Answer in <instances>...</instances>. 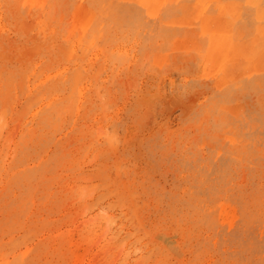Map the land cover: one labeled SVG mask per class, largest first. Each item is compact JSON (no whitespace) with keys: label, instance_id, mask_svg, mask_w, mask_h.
Instances as JSON below:
<instances>
[{"label":"rangeland","instance_id":"rangeland-1","mask_svg":"<svg viewBox=\"0 0 264 264\" xmlns=\"http://www.w3.org/2000/svg\"><path fill=\"white\" fill-rule=\"evenodd\" d=\"M0 21V264H264V0Z\"/></svg>","mask_w":264,"mask_h":264},{"label":"bare ground","instance_id":"bare-ground-1","mask_svg":"<svg viewBox=\"0 0 264 264\" xmlns=\"http://www.w3.org/2000/svg\"><path fill=\"white\" fill-rule=\"evenodd\" d=\"M129 1H130V0H129ZM127 4H128V3H127ZM124 5H125V4H124ZM113 9H114V8H113ZM14 10H15V9H14ZM236 17H237V16H236ZM216 18H217V17H216ZM217 19H219V18H217ZM234 19H236V18H234ZM214 21H215V19H214ZM0 22H1V21H0ZM213 24H214V23H213ZM215 24H216V23H215ZM213 26H215V25H213ZM225 26H226V25H225ZM226 28H227V27H226ZM0 30H1V29H0ZM260 31H261V30H260ZM197 35H198V34H197ZM192 37H193V36H192ZM52 39H53V38H52ZM235 42H236V41H235ZM75 43H76V42H75ZM76 44H77V43H76ZM70 45H71V44H70ZM48 47H49V46H48ZM48 47H47V48H48ZM79 47H80V45H79ZM70 48H73V46H72V47L70 46ZM70 48H69L68 50H70ZM48 49H49V48H48ZM80 49H81V48H80ZM82 49H83V48H82ZM60 50H61L62 52H63V51L66 52V53H67V51H68L67 49H66V51H65L64 48H62V49H60ZM3 51H4V50H3ZM72 51H74V50L71 49V51H69V53H67V55H66V53H64V54L66 55V57L71 56L70 58H72V55H70V54H72V53H71ZM98 51H99V50H98ZM75 52H76V51H75ZM82 53H83V52H81V55H82ZM98 53H99V52H98ZM68 54H69V56H68ZM94 54H95V53H94ZM92 55H93V54H92ZM74 57H76V56H73V58H74ZM91 57H92V56H91ZM2 58H3V57H2ZM79 58H80V57H79ZM81 58H82V57H81ZM82 59H83V58H82ZM31 61H32V60H31ZM229 63H230V62H229ZM21 65H22V64H21ZM94 66H95V65H94ZM79 73H80V72H79ZM79 73H78V74H79ZM42 74H43V73H42ZM78 74H76V76H77V77L79 76V77H78V79H79V78L81 77V73H80L79 75H78ZM82 78H83V77H81V79H82ZM77 81H78V80H77ZM96 83H97V82H96ZM76 86H79V85H76ZM97 91H98V90H97ZM72 94H73V93H72ZM4 121H5V116H4V114H3V115H0V127H1V126L4 127V126H3V125H5V122H4ZM0 129H1V128H0ZM105 132H106V131H105ZM109 136H110V135H109ZM104 138H105V137H104ZM106 138H107V137H106ZM88 152H89V151H88ZM94 156H95V155H94ZM97 156H98V155H97ZM94 158H95V157H93L92 159L95 160ZM96 158H97V157H96ZM95 161H96V160H95ZM92 162H93V161H92ZM90 164H91V162H90ZM94 177H95V176H94ZM97 179H98V178H97ZM93 180H94V179H93ZM93 180L90 179V181H93ZM100 187H101V186H100ZM94 189H95V187H94ZM95 191H96V190H95ZM88 192H90V191H88ZM88 192H87V193H88ZM95 194H97V193H95ZM128 194H129V193H128ZM134 195H135V194H134ZM136 195H137V194H136ZM136 195H135V196H136ZM132 197H133V196H132ZM137 198L139 199V197H137ZM138 199H137V200H138ZM140 199H141V198H140ZM133 200H134V199H133ZM131 201H132V199H131ZM139 201H140V200H139ZM139 201H138V202H139ZM132 202H134V201H132ZM110 203H111V202H110ZM131 205H132V204H131ZM115 207H117V206H115ZM115 209H116V208H115ZM139 209H141V208H139ZM110 210H111V209H110ZM121 210H122V209H121ZM131 210H132V209H131ZM103 212H104V211H103ZM84 213H85V212H84ZM87 213H88V212H87ZM131 213H132V212H131ZM139 213H140V212H139ZM103 215H104V214H103ZM133 215H134V214H133ZM134 217H135V216H134ZM105 218H106V217H105ZM106 220H107V218H106ZM108 221H109V220H108ZM105 224H106V223H105ZM110 228H111V227H110ZM109 230H110V229L108 228V224H106V226H105L104 229H103V237H105V236L108 235V231H109ZM114 241H115V240H114ZM112 242H113V241H112ZM29 251H30V250H29ZM0 259H1V258H0ZM5 261H6V260H5Z\"/></svg>","mask_w":264,"mask_h":264}]
</instances>
